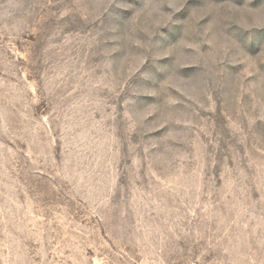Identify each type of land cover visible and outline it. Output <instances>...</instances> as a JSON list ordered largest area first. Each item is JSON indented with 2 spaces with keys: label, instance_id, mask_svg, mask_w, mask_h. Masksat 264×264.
I'll return each instance as SVG.
<instances>
[{
  "label": "rangeland",
  "instance_id": "rangeland-1",
  "mask_svg": "<svg viewBox=\"0 0 264 264\" xmlns=\"http://www.w3.org/2000/svg\"><path fill=\"white\" fill-rule=\"evenodd\" d=\"M0 264H264V0H0Z\"/></svg>",
  "mask_w": 264,
  "mask_h": 264
}]
</instances>
